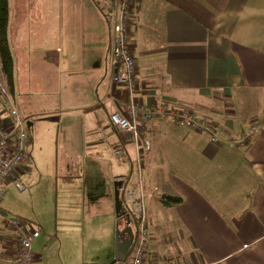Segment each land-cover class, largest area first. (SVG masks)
I'll use <instances>...</instances> for the list:
<instances>
[{"label": "crops", "instance_id": "1", "mask_svg": "<svg viewBox=\"0 0 264 264\" xmlns=\"http://www.w3.org/2000/svg\"><path fill=\"white\" fill-rule=\"evenodd\" d=\"M100 4L104 22L93 16V24L76 33V23V34L69 35V71H55L25 53L19 58L18 94L13 81L7 96H0L1 124L9 126L15 95L29 134L27 159L8 176L10 187L14 180L26 187L35 183L32 170L52 164L57 136L68 135L57 129L56 115L42 108L46 93L69 105L68 115L54 111L69 119V179L56 180L53 190L61 193L69 184V195L84 200L69 208L81 207L89 216L108 206L101 167L115 162L134 170L135 157L131 139L108 128L109 115H128L131 100L129 90L111 79L110 13L107 0H95ZM129 25L136 102L190 110L226 133L211 141L171 116L143 125L149 145L143 150L149 264H264V0H135ZM238 92L242 100L249 97L240 121L232 105ZM249 125L256 128L246 136ZM118 144L124 149L120 158L113 154ZM161 190L181 196L182 203L162 205ZM126 225L120 244L132 233ZM160 227L170 235H159ZM4 228L0 264H15L17 237ZM33 254L35 264L38 252Z\"/></svg>", "mask_w": 264, "mask_h": 264}, {"label": "rangeland", "instance_id": "2", "mask_svg": "<svg viewBox=\"0 0 264 264\" xmlns=\"http://www.w3.org/2000/svg\"><path fill=\"white\" fill-rule=\"evenodd\" d=\"M103 11L102 4L96 6L95 0H7L6 42L12 57L15 95L18 94L20 56L33 53L38 60L55 67V71H69V35L75 33L76 23L77 33L85 30L81 28L83 25L93 24L96 19L104 22ZM93 16L95 21H92ZM0 78L2 80V75ZM2 84L5 85L4 79ZM15 95L13 105L17 109ZM45 97L42 108L56 115L57 129L66 131L68 135L59 133L57 136L52 164H46L44 170L39 168L41 165L32 170L37 181L24 192L14 186L8 188L0 206L9 217L22 219L27 230L40 229V237L32 243V251L38 252L39 259L35 264H109L114 258L118 233L126 228V223L130 226L124 215L119 217L115 213L114 182L120 176L132 179L135 176L136 179L135 171L130 166L121 167L115 162L109 168L105 164L98 176L100 182L106 179L104 201L108 206L103 211L98 207L94 216L85 214L81 207L75 210L69 208V205L72 207L84 200L69 195V184L63 187L61 193L53 190L56 180L69 179V119L59 118V113L54 112L58 108L62 114L68 115L69 105L57 102L53 93H46ZM242 98L239 92L234 93L232 105L237 109L238 121L248 112L244 111V106H249L245 104L249 97H245L246 100ZM216 130L219 132L221 128ZM109 173L113 179L109 178ZM132 184L128 182L127 187ZM164 192L161 190L158 195ZM4 229L0 223V230ZM158 230L159 235L171 233L164 227Z\"/></svg>", "mask_w": 264, "mask_h": 264}, {"label": "built area", "instance_id": "3", "mask_svg": "<svg viewBox=\"0 0 264 264\" xmlns=\"http://www.w3.org/2000/svg\"><path fill=\"white\" fill-rule=\"evenodd\" d=\"M135 0H109L106 8L110 13V61L112 68V82L126 87L130 92V107L128 115L111 113L109 127L116 128L121 134L127 135L134 144L135 157L132 161L136 179L131 186L124 189L127 209L135 219V229L132 233V242L128 254L113 264H149L148 221L145 209L146 189L143 181V150L149 148L148 142L143 139V125L156 116H171L178 124L197 132L206 134L211 141L225 139L226 133L216 130V126L200 119L190 110H177L165 106L144 108L136 102L134 97L135 60L130 51L131 10ZM0 78V93H6ZM9 126L5 128L0 119V201L5 196L10 184L8 176L22 166L28 156L29 134L25 120L16 108L8 111ZM255 125H249L246 136H250ZM124 149L116 145L113 154L116 158L122 157ZM20 192L26 190V185L18 180L12 181ZM0 223L8 228L17 237L18 250L15 264H34L35 256L32 243L40 235V229L25 228V222L18 217H9L0 208ZM166 264H185L181 261H169Z\"/></svg>", "mask_w": 264, "mask_h": 264}, {"label": "trees", "instance_id": "4", "mask_svg": "<svg viewBox=\"0 0 264 264\" xmlns=\"http://www.w3.org/2000/svg\"><path fill=\"white\" fill-rule=\"evenodd\" d=\"M109 0H107L108 2ZM6 24H7V0H0V75H2V80L4 79L3 84L5 88L6 93H0V96H7V90H12L13 87V63H12V57L9 52L7 42H6ZM8 88V89H7ZM10 109V108H9ZM8 109V111H9ZM8 113V112H7ZM262 119L264 121V112L261 114ZM122 186L119 190L120 192V199L123 204V208L126 211V213L129 216V223H130V229L132 230V233L135 229V219L132 216V214L127 209V202L124 197V189L127 188L128 181L127 179H122ZM119 180V179H116ZM159 201L162 205L166 207L178 205L182 203L183 198L177 194H171V193H162L158 196Z\"/></svg>", "mask_w": 264, "mask_h": 264}, {"label": "water", "instance_id": "5", "mask_svg": "<svg viewBox=\"0 0 264 264\" xmlns=\"http://www.w3.org/2000/svg\"><path fill=\"white\" fill-rule=\"evenodd\" d=\"M122 186V180H116L114 182V200H115V213L117 216H123L127 218L129 221V216L126 213V211L123 208L122 201L120 199V188ZM132 233L129 232V236L127 239H124L123 244H120V236L118 233V237L116 239V244H115V250H114V258L109 262V264H113L116 261H121L127 254V251L129 249V246L131 245L132 242Z\"/></svg>", "mask_w": 264, "mask_h": 264}]
</instances>
